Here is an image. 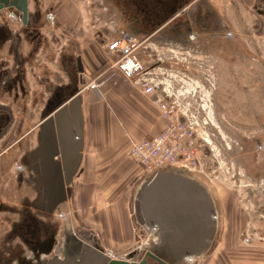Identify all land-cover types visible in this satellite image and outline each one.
Masks as SVG:
<instances>
[{
    "label": "rangeland",
    "instance_id": "1",
    "mask_svg": "<svg viewBox=\"0 0 264 264\" xmlns=\"http://www.w3.org/2000/svg\"><path fill=\"white\" fill-rule=\"evenodd\" d=\"M206 1L195 0L191 4L187 1L186 6L177 3L176 10H180L177 15H181L189 29L187 32L184 29L183 33L187 34L181 35L179 32L170 33L168 29L178 16L164 22V26L161 24V31L136 33L129 27L128 18L115 12L110 0H30L28 13L36 20L35 29L39 35L32 39L31 45L29 35L20 34V53L27 57L34 44L38 45L36 56L27 62L32 68L25 70L32 84L39 83L38 89L34 86L38 92V107L31 105L32 99H28V108L33 111L30 110L27 118L23 119V131L25 126L28 132L39 123L40 111L49 98L48 87H51L52 78L56 83L67 82L64 72L75 66L70 64L67 67L60 59L65 52L76 51L80 47L86 30L91 28L86 34L96 42L101 40V32H107L110 27L115 29L107 38L118 37L122 32L135 36L143 43L139 51L140 60L152 71L160 87L170 92L179 123L191 126L195 133L202 132L201 139L196 142V155L192 148L186 147L187 143L182 144L192 159L187 170L192 174L201 173L195 178L211 191L215 200L217 198L216 204L220 206L224 223L222 228L220 219L216 222L215 245L209 255L184 257L177 264H264V178L260 179V168H264V32L255 28L253 17L237 16L234 12L225 18L229 20L225 24L218 10L211 5L207 18L211 27L206 28V23L201 21L202 16L193 13L195 9L204 11ZM225 3L227 0L221 3V7ZM234 4L238 7V2ZM69 11L75 15V19L70 21L71 29L63 24L60 17L62 12ZM46 14H54L52 24L46 20ZM17 17H20L18 24L4 17L0 21L16 32L24 29L20 12ZM95 73L88 79L81 78L88 84ZM2 92L0 105L10 107L12 100L7 92ZM24 100L21 101L23 109L27 104ZM156 112L160 123L158 133H161L168 128L169 122ZM123 154L126 156L125 152ZM166 169L184 171L189 175L181 168ZM135 183L130 186L133 193ZM78 214L68 212L62 219L56 218L57 248L64 244L67 235L80 240L82 247L96 244L94 250L98 254V247L123 255L140 246L139 256L133 254L132 258L128 257L130 262L138 264L144 253L152 252L154 246L160 244L157 230L141 229L137 223L134 243L122 252L110 244L108 246L94 228L74 222Z\"/></svg>",
    "mask_w": 264,
    "mask_h": 264
},
{
    "label": "crops",
    "instance_id": "2",
    "mask_svg": "<svg viewBox=\"0 0 264 264\" xmlns=\"http://www.w3.org/2000/svg\"><path fill=\"white\" fill-rule=\"evenodd\" d=\"M125 1L126 8L120 7L117 0H110V4L115 12L128 18L129 27H132L131 29L136 32L141 30L149 32V34L150 32L154 33L161 31V27L166 24L159 23L160 26L157 29L156 27L150 29L149 25H138L136 18L142 14L141 7H136L135 4L140 1ZM187 1L190 2L188 4H191L195 0H177L176 4L186 6ZM207 1L205 12L195 9L193 13L198 14V17L209 16L208 10L211 5L218 10L225 24H228L229 21L225 18L231 17L234 12L237 16L253 17L255 28L264 32V0H227V3L222 7L221 3L224 0ZM128 2H130L129 5ZM237 2L238 7L234 4ZM178 11L180 10H177L171 19L178 16ZM60 17L63 24L71 29L70 21L75 19L72 11L62 12ZM77 17L80 20L81 11ZM207 18H201V21L206 23V28L211 27ZM9 27L5 23H0V94L4 90L12 100V103L9 102L10 107L0 105V258L8 252L6 249L12 239L14 240L12 244L18 241L16 236L12 235L10 238H5L6 234H11L12 229L15 228L13 224L17 220V210L21 208L19 198L15 194L13 178L5 169L10 165L13 158L11 155H14L17 142L23 137L32 142L33 146L47 138L54 155L51 156L58 155L57 165L59 168L45 166V169L48 173L54 169H61L59 177L64 178L67 186L70 185L67 199L64 196L63 203L59 205L53 215L54 223L56 224L57 219H60L59 214L79 213L74 222L94 228L98 234L101 233L108 246L110 244V247L114 249L126 251L134 243L135 224L137 226L139 223L136 212L139 193L147 184L146 180L152 177L144 175L141 166L135 164L128 157V151L131 142L150 139L160 134L158 133L160 123L157 118V106L152 100L141 95L137 86L122 78L114 70H108L107 65L99 70L100 66L104 64L100 47L102 42L101 40L96 42L86 34V32L90 33V28L85 31L80 47L76 51L65 52L61 57L60 61L65 66L68 67L71 64V67L73 65L75 67L69 72H67L68 70L64 72L67 82L57 81L59 83H56V79L52 78L51 87H48L49 100L46 102L45 113L52 114V116L41 127L44 132L39 133L34 139L35 132L27 135L26 126L23 131L22 121L32 110L28 108L29 98L32 99L31 105L36 104L38 107L36 101L38 92L34 86L37 87L39 83L32 84L27 79L25 70L31 69V64L28 63L21 73L15 68L17 62L24 56L20 53L21 36L15 42L13 39L15 32ZM111 29H113V33L115 28ZM36 31L39 35L38 30ZM125 31L128 30L125 28ZM107 32L105 31V33ZM131 32L133 33V31ZM37 51L35 48L30 50L31 58L36 56ZM95 71L91 80L98 79L99 89L97 91L87 88L81 90L87 84V81L81 77L87 78ZM12 77L14 79L11 80ZM24 98V101L27 100L25 109L22 108L21 102ZM45 119L46 116L41 115L37 126ZM124 152L126 156L123 154ZM48 160L50 163L51 159ZM6 174H8V179L4 180ZM134 181L136 189L133 193L130 186ZM7 192L12 193L8 200L4 195ZM4 205L7 208H4L6 207ZM66 211L67 213H64ZM15 226L17 227L16 233L21 234L22 231L19 230L21 225ZM17 237L22 238L23 236ZM98 241L102 244L100 238ZM84 246H80L78 252L69 250L67 258L64 257V254H62L63 256L58 255L59 258H56L51 264H106L108 262L107 258L95 252L96 244L91 247ZM55 254H58L56 250L52 252V255ZM147 261L148 264H155L149 258Z\"/></svg>",
    "mask_w": 264,
    "mask_h": 264
},
{
    "label": "flooded vegetation",
    "instance_id": "3",
    "mask_svg": "<svg viewBox=\"0 0 264 264\" xmlns=\"http://www.w3.org/2000/svg\"><path fill=\"white\" fill-rule=\"evenodd\" d=\"M8 1L17 2V0ZM164 1L165 0H162L160 3L161 8L162 2L164 3ZM176 1L177 0H166L164 6L168 9V11H173V9L177 7ZM8 9L13 12L16 11L13 8ZM180 17L181 15H179L174 20L175 22L173 24L168 26V29L170 33L175 34L179 32L181 35H186L187 33H183V30L186 29L185 32L189 31L187 28L188 24L182 20L183 18ZM0 18H3L2 14H0ZM191 18L193 21L195 20V18ZM1 22L2 21H0V23ZM35 22L36 20L30 15L28 16L26 25H23L21 22V26L24 29L17 30L15 32V36L13 38L15 42L19 38L20 34L23 35L26 33L31 38L32 45V39L37 37ZM34 48L38 50V45L35 46L34 44ZM30 55H32L31 52L29 53L28 57H24L19 62H17V71L19 73L23 72V67L28 61H30ZM46 105L47 104H45L43 111L40 112V116H46V119L43 122L41 121L38 126L35 125L28 132H26L27 135L35 132L34 139H36L39 133L42 134L44 132V129L40 128L52 115L45 114L47 109ZM201 134L202 132H197L193 142V147L191 150H193L195 155L197 152L196 142L197 139H201ZM24 138L25 137H23L22 140L19 139L17 142L18 145L17 148H15L14 155H11L13 158L10 161V165L7 169H5V171L13 178V183L15 184V194L17 195V198H19L21 205V208L17 210V220H15L13 224L15 228L12 229L11 234L7 233L5 238H10L12 235L16 236L15 238H17L18 241L15 242L16 244L14 243L15 245L12 244L14 241L13 239L11 240V244L9 242V247L6 249L8 252L5 251L6 253H4L2 258H0V264H51L56 258H59L58 255L64 254V257L67 258L70 253L69 250L71 252H78L79 247L81 246L80 240L65 235L66 237L64 238V244H62L60 248L56 247V244H58V240L55 236V233L57 232V225L53 221V215L59 205L63 203L64 196H66L67 199L68 188L70 185L67 186L65 184L64 178L59 177L61 169L57 170L59 168L57 165L58 155L55 157L51 156L53 155V152L51 151V146L47 138L36 146L35 144L33 146L32 142L27 141ZM49 158L51 159L50 163L48 160ZM197 160L198 159L196 156L195 161L197 162ZM45 166H48L49 168L55 167L57 169H54L48 173L47 169H45ZM260 171L262 173L260 179H262L264 178V168L261 167ZM187 172L189 175L184 171L164 169L157 173L169 174V176L173 178H184L199 184V186H201L205 191L206 196L210 201L212 211L206 215V218L200 219L198 218V209L195 207L189 208L187 203L182 204L179 201H173V206H163L161 211L165 212L169 209V211H173L177 215L176 219L171 222L174 228L162 230L159 226L157 227V232L160 236V244L155 245L153 251H158L161 243L165 239V236H174L176 243L182 246V248L179 249L181 255L185 257H203L209 255L213 250L217 233L215 225L216 222L218 223V219L221 221L222 213L220 206L216 204L217 198L215 200L211 191L195 178L196 174L198 175L201 173L194 172V174H192L193 172L188 170ZM7 179L8 174L4 176V180ZM4 195L8 200L11 198L12 193L10 194V192H7L4 193ZM191 203L195 204L196 202L192 201ZM198 206L203 207L202 204ZM4 208H7V206ZM182 213L187 216L180 217ZM221 223L223 228V221H221ZM15 225H21L19 229L22 231L21 234L16 233L17 227ZM210 229L212 230V237L209 239L208 237ZM17 236L23 237L21 238ZM54 250H56L58 254L52 255Z\"/></svg>",
    "mask_w": 264,
    "mask_h": 264
},
{
    "label": "built area",
    "instance_id": "4",
    "mask_svg": "<svg viewBox=\"0 0 264 264\" xmlns=\"http://www.w3.org/2000/svg\"><path fill=\"white\" fill-rule=\"evenodd\" d=\"M8 9V8H6ZM0 10V14L4 18L10 19L13 23L18 24L20 17H17L16 11ZM14 9V8H13ZM15 10V9H14ZM8 12V13H6ZM46 20L54 22V16L46 14ZM22 22V20H21ZM107 33L101 31V51L104 57V63L108 66V70H114L122 78L131 82L139 89L141 95L146 97L157 106L160 117L169 122L167 129L159 135L144 139L138 142H131L128 151V157L137 165L141 166L144 174L152 176L164 168H181L187 170V164L192 160L190 155L185 151L182 144L187 143L186 147H193V142L196 133L191 126H186L178 121L175 106L172 104L170 92H165L160 86V83L153 77L152 71L146 68L139 58V51L142 47V42L135 36L122 32L118 37H108L112 34L113 29H106ZM85 88L97 91L99 89L98 79L90 81ZM41 123V122H40ZM60 219L64 214L58 215ZM141 229L157 230L156 227L148 228L145 225H140ZM84 245V244H83ZM97 252L106 257L108 260H118L127 264H134L128 259L131 254H140V246L134 248L129 253L123 255L115 254L112 250H106L103 247H98Z\"/></svg>",
    "mask_w": 264,
    "mask_h": 264
},
{
    "label": "water",
    "instance_id": "5",
    "mask_svg": "<svg viewBox=\"0 0 264 264\" xmlns=\"http://www.w3.org/2000/svg\"><path fill=\"white\" fill-rule=\"evenodd\" d=\"M6 8H14L20 12L23 25L27 24L29 16L28 0H17V2L0 0V10ZM168 176L169 174L159 173L153 175L139 193V199L136 203V212L137 220H139L138 222L140 225L159 226L162 230L174 228L171 222L176 219L177 214L173 211H169V209L165 212L161 211L163 206H173V201H179L182 204L187 203L189 208H197L199 211L198 218L200 219L206 218V215L211 213L210 201L199 184L184 178H173ZM192 201L196 203L192 204ZM200 204H202L203 207H199L198 205ZM184 216L187 215H184V213L180 215V217ZM211 233L212 230L210 229L209 239L212 237ZM181 248L182 246L176 243L174 236H165L158 251L145 253L138 264H148L147 258L152 260L155 264H177L185 257L180 254L181 252L179 249ZM106 264L127 263L122 261H108Z\"/></svg>",
    "mask_w": 264,
    "mask_h": 264
},
{
    "label": "trees",
    "instance_id": "6",
    "mask_svg": "<svg viewBox=\"0 0 264 264\" xmlns=\"http://www.w3.org/2000/svg\"><path fill=\"white\" fill-rule=\"evenodd\" d=\"M117 1L120 7L126 8L125 0H117ZM139 1L140 3H137L135 5L136 7H141L140 11L142 15L136 18L137 24L140 26L149 25L150 29L157 27V25L159 26V23H164L166 20L171 19V17H173L175 12L177 11L176 10L177 7L173 9V11H168V9L164 6L166 0L164 1V3L162 2V8L160 4L162 0H139ZM129 3L130 2H128V5ZM135 28H137V26H135ZM137 32L149 34V32H142L141 30H138ZM105 65H106L105 63L102 64L99 70L103 69Z\"/></svg>",
    "mask_w": 264,
    "mask_h": 264
},
{
    "label": "bare ground",
    "instance_id": "7",
    "mask_svg": "<svg viewBox=\"0 0 264 264\" xmlns=\"http://www.w3.org/2000/svg\"><path fill=\"white\" fill-rule=\"evenodd\" d=\"M153 229H154V228H153ZM157 229H158V228H157ZM146 253H147V252H146ZM99 254H100V253H99ZM144 254H145V253H144ZM144 254H143V255H144ZM100 255H101V254H100ZM143 255H142V257H143ZM142 257H141V259H142ZM105 258H106V257H105ZM141 259H140V261H141ZM108 261H112V260H108ZM114 261H118V260H114ZM140 261H139V262H140ZM122 262H123V261H122Z\"/></svg>",
    "mask_w": 264,
    "mask_h": 264
}]
</instances>
